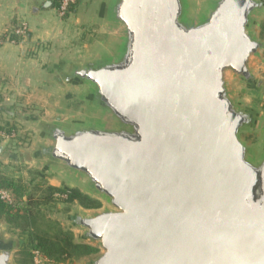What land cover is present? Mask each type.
Returning <instances> with one entry per match:
<instances>
[{"label":"water","instance_id":"95a60500","mask_svg":"<svg viewBox=\"0 0 264 264\" xmlns=\"http://www.w3.org/2000/svg\"><path fill=\"white\" fill-rule=\"evenodd\" d=\"M259 8L215 0L193 22L185 0H111L120 50L67 77L104 123H46L52 144L36 153L113 208L76 218L100 249L94 264H264V155L253 161L240 139L254 119L228 83L253 79Z\"/></svg>","mask_w":264,"mask_h":264},{"label":"crops","instance_id":"0c3cea01","mask_svg":"<svg viewBox=\"0 0 264 264\" xmlns=\"http://www.w3.org/2000/svg\"><path fill=\"white\" fill-rule=\"evenodd\" d=\"M48 1L0 0V115L7 123L24 116L25 108L41 115V122H86L87 113L77 117L81 109L72 104L82 85L68 78L62 84L60 74L120 50L123 29L108 18L111 0H80L65 17L47 8ZM22 23L29 28L25 40L12 34Z\"/></svg>","mask_w":264,"mask_h":264},{"label":"rangeland","instance_id":"374dc122","mask_svg":"<svg viewBox=\"0 0 264 264\" xmlns=\"http://www.w3.org/2000/svg\"><path fill=\"white\" fill-rule=\"evenodd\" d=\"M185 1L187 5L186 20L198 22L207 17L209 11L214 6L215 0ZM257 2L260 4V8L255 11L252 16L250 33L263 44V47L251 64L253 79L252 81H244L240 78L232 77V75L228 76L229 88L233 98L244 111L253 115V124L240 134V139L250 149V156L253 161L260 160L264 155V0H257ZM72 68L73 67L67 68V70L60 74V81L62 84L67 83L66 78L71 74ZM78 89H83L82 91L84 92H80L81 90L76 92L74 95L75 102H72V104H75L81 109V114L77 117H80L82 112L87 113L86 122L103 124V117L97 114L98 112L93 109L90 103L87 88L82 85ZM86 91L87 99L83 96L84 93L86 95ZM22 112L25 114L24 116L19 114L16 116L15 113H13L15 116L11 117L12 123H9L16 129V136L9 139L1 137L2 142L0 146L5 145V148L0 154V173L15 179H22L29 193H36L38 197L44 193L47 187H68L71 189H78L82 193L99 201L101 203L100 209L85 210L78 203H66L65 197L56 195L53 201L41 205L40 207L45 217V220L41 221V226L44 229L50 230L51 228H49L48 225H57L63 230L71 232L74 235L76 243L88 245L91 242L86 237L85 230L77 225L76 218L91 217L100 211L113 210V208L107 199L100 196L95 189L90 186L86 179L73 176L62 167L54 166L44 157H36V153L40 151L42 147L52 144L44 131V125L46 123H53V119H45L41 122L42 116L38 113L33 114L34 112H30L28 108L23 109ZM18 116H20L22 120H24L23 118L26 116L32 119L28 122L16 121L19 120L16 119V117L19 118ZM45 116L46 115H44V117ZM0 123L1 125L7 123L3 121L1 115ZM72 125L73 124L70 122L61 124L64 128H69ZM5 134L8 135L6 132ZM25 245L26 236L22 235L19 230L8 225L4 220H0V248L11 250V264L21 263L24 258L22 252L25 249ZM98 251L97 254L82 257L77 260H68L60 264H94L96 258L100 254V249H98ZM32 252L33 250H30L31 256L33 255Z\"/></svg>","mask_w":264,"mask_h":264},{"label":"trees","instance_id":"16d2710c","mask_svg":"<svg viewBox=\"0 0 264 264\" xmlns=\"http://www.w3.org/2000/svg\"><path fill=\"white\" fill-rule=\"evenodd\" d=\"M46 7L59 9V4L57 1L51 0L48 1ZM12 39L15 40L16 37H12ZM15 131L16 129L11 124L1 125L0 123V134L6 132L8 135H12ZM1 192L6 193L10 200L3 198ZM56 195L65 197L66 203H78L85 210L101 208L99 201L78 189L47 187L44 193L38 197L36 193H29L22 179H15L0 173V220H4L26 236V245L22 252L24 258L20 264H33L30 250L41 252L54 264L77 260L99 252L91 245L76 243L71 232L65 231L57 225H48L50 230L41 226V221L45 220V217L40 207L53 201Z\"/></svg>","mask_w":264,"mask_h":264},{"label":"built area","instance_id":"2783aa9c","mask_svg":"<svg viewBox=\"0 0 264 264\" xmlns=\"http://www.w3.org/2000/svg\"><path fill=\"white\" fill-rule=\"evenodd\" d=\"M57 1L59 4L58 13L60 16L65 17L67 14H69L79 3V0H52ZM29 32L28 25L26 23H22L16 28H13L12 34L17 36L19 39L25 40L27 39ZM1 43V42H0ZM16 135L13 133L12 135H6L5 133H1L0 137H3L5 139L14 138ZM1 195L3 198L10 200V197L4 193L1 192ZM33 256V264H54L51 262L48 258H46L41 252L35 250L32 252Z\"/></svg>","mask_w":264,"mask_h":264}]
</instances>
